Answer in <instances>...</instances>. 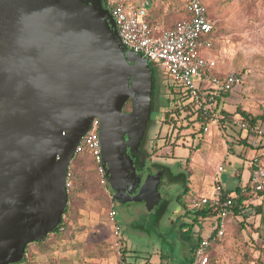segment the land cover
I'll list each match as a JSON object with an SVG mask.
<instances>
[{"label": "water", "instance_id": "obj_1", "mask_svg": "<svg viewBox=\"0 0 264 264\" xmlns=\"http://www.w3.org/2000/svg\"><path fill=\"white\" fill-rule=\"evenodd\" d=\"M154 90L150 59L122 43L104 0H0V264L61 224L68 165L94 117L108 194L163 221L172 201L160 189L187 173L145 148Z\"/></svg>", "mask_w": 264, "mask_h": 264}, {"label": "rangeland", "instance_id": "obj_2", "mask_svg": "<svg viewBox=\"0 0 264 264\" xmlns=\"http://www.w3.org/2000/svg\"><path fill=\"white\" fill-rule=\"evenodd\" d=\"M201 1L207 6L216 27L211 33L212 47L205 54L214 58L222 71L233 70L243 75V84L229 92L220 103L222 109L232 116V121H224L218 128L212 127L205 134L198 132V125L193 124L180 130L175 139L173 135L178 125L184 126L189 121L181 118L177 128L162 125L158 139L154 138L157 127L151 129V135H148L149 146L152 143V147H155L150 148L149 155L158 161H174L176 166H173L177 170L182 169L187 173L188 189L198 196L210 195L218 165L223 166L219 177L226 188L245 184L247 161L263 154V149L256 147L262 138L254 135V146L248 142V138L241 142L247 133L234 121H240L239 111L253 116L264 114V0ZM169 2L159 0L154 6L158 12L163 11L166 21L174 23L183 14L182 0ZM150 64L157 92L161 89L165 93L166 89L160 85L165 77L161 63L150 60ZM166 97L167 93L163 98ZM160 117L162 114L155 104L151 119L159 122ZM259 127L264 131V120ZM170 131L172 137L171 143H168L163 136ZM243 146H248L245 151ZM183 187L169 183V186L160 189L162 198L172 201L160 224H157L153 214L144 215L133 210L138 206V201L120 203L109 195L111 203L102 195L94 197L89 192L79 193L82 201L75 209L74 218L68 221L69 232L64 239L49 238V250L44 253L36 250L34 264H121L122 253L112 245V240L116 238L111 234V225L106 217L110 204H114L116 220L121 227L119 238L126 247V264L128 261L158 264L160 254H166L164 258L167 264H185L189 241L181 237L178 224L189 219L183 215L184 210L174 198ZM95 191L98 193L97 189ZM260 221V214H255L249 206L236 215H230L225 225L226 239L220 244L216 263L253 264L252 260L259 255L257 249L264 248V230L260 232L261 228H258L259 231L254 228ZM193 231L194 236L198 235ZM256 231L260 232L258 238L254 234ZM261 262L264 264V252Z\"/></svg>", "mask_w": 264, "mask_h": 264}, {"label": "built area", "instance_id": "obj_3", "mask_svg": "<svg viewBox=\"0 0 264 264\" xmlns=\"http://www.w3.org/2000/svg\"><path fill=\"white\" fill-rule=\"evenodd\" d=\"M105 5L115 21L122 43L133 52L140 53L150 60L159 61L165 75L176 89L185 95L184 103H188L194 113L201 112L203 122L196 123L198 127L202 126L201 132L207 133L215 126L218 128L217 119L221 116L220 99L225 93L243 84V75L235 71H221L215 59L204 53V50L210 49L213 44L211 33L214 22L209 18L203 2L185 0L187 16L169 28L148 19L147 1L133 9L126 0H106ZM234 123L239 124L245 131L248 128L241 120ZM99 129V119L92 118L88 130L76 144L74 153H87L92 157L99 184L106 187ZM254 132L264 139V131L259 126L254 128ZM245 137L252 145L255 144L254 135L249 134ZM222 171L223 166L218 165L214 172L210 195H202L192 203L194 207L211 203L218 208L217 219L211 223V229L217 228L214 240L221 239L225 234L226 220L233 205L231 197H222L219 177ZM69 175L68 168L65 180L67 192L71 186ZM249 182L256 192L264 194V166L259 163L258 158H253L250 162ZM106 215L111 232L116 238L113 247L119 252L121 243L117 239L121 234V227L116 220L115 208L111 207ZM208 245L209 239L205 236L191 256L189 264H207L205 250ZM20 264L31 263L24 257Z\"/></svg>", "mask_w": 264, "mask_h": 264}, {"label": "trees", "instance_id": "obj_4", "mask_svg": "<svg viewBox=\"0 0 264 264\" xmlns=\"http://www.w3.org/2000/svg\"><path fill=\"white\" fill-rule=\"evenodd\" d=\"M182 12L184 13L183 18H185L187 16L185 5L182 8ZM214 29H216V27L215 24L213 23V30ZM154 84H155V96H154L153 106H155L156 104L157 109L162 114V117H160L159 119L158 127H157L158 130L156 131L154 138L158 139L160 128L162 127V125L170 126L172 128H177L176 125L178 124V121L181 118L189 121L188 123H185L184 126L178 125V130L173 135L175 139L178 138L180 134V130H183V128H188L190 125L203 122V115L201 114V112L196 111L194 113L190 105L188 103H184L185 95L176 89L175 85L168 79L166 75L165 77H163V81H161L160 84L162 85L161 87H163V89L164 88L166 89L165 93L161 89L159 90V92H157V83L155 80H154ZM166 93H167V97L166 99H164L163 96ZM227 94L228 93H225L224 96H226ZM125 108L127 109L131 108L130 99L126 101ZM237 113L240 114L241 122L245 123L248 126L246 130L247 135L252 134L257 136V134L254 132V128L259 126V123L264 120V114L253 116L244 111H239ZM220 115L221 116H219L217 119L218 127L221 124H223L224 121H228V122L232 121L231 119L232 116L228 114L225 110L221 109ZM201 131H202V126L198 128V132ZM171 137H172L171 131L163 136L164 140H166L168 143H171ZM246 139L247 137H243L241 142H245ZM172 144H174V142H172ZM152 146L153 145L151 143V148L154 149L155 147ZM256 147L264 149V139H261ZM68 168L70 172L69 178L71 180V186L68 192V204L66 209L63 211L61 224L54 231L46 234L43 240L30 242L26 245L25 260L29 259L31 264L35 263L34 254L36 253V250H38L40 253L41 252L44 253L49 250L48 241H47L49 238H51V240L64 239L65 235L69 232L68 229L70 227V224L68 223V221L74 218L75 209L76 207H78V203L82 201V199H80L79 193L89 192L93 194L94 197L102 195L104 196V198H106V201L108 200L109 202L112 203V200L110 199L106 187L101 186L99 184V180L95 171V164L93 162L92 157L89 154L80 153V152L74 153L73 157L69 162ZM220 184L222 188V197L223 198L231 197L233 200V205L230 208L228 218L230 215L238 214L239 212H241V209H243L246 206H249L250 209H253L255 214H261V213L264 214V207H262L260 203L254 205L252 204V201L255 200L257 197H260L262 193L256 192L254 190V187L250 184L249 180L244 186L239 185L235 187L233 190H227L224 187H222V183ZM96 189L98 190V193H96L95 191ZM200 197L201 196H198L194 192L190 191L187 185H184L181 192H179L177 195L174 196L177 204H179L184 210L183 215L189 219L188 222L181 221L178 224V227L181 237L189 241V252L191 256L194 254L195 249L202 241V236L199 232H197L198 235L196 236L193 235L194 225L201 226L202 222L207 220L213 221L214 219H217V215H218V208L211 203L199 204L197 207H194L192 205L193 200H198L200 199ZM111 207H114V204H110L109 209ZM153 215L157 219V215L155 214ZM255 230H257V228H255ZM216 231L217 228H214L207 233V237L209 239V245L208 247H206L205 250L206 255L208 257L207 264H217L216 259L220 254V252L218 251L220 248V244L226 239L225 236L223 235L221 239L214 240L213 238L216 234ZM111 234L114 237L112 232ZM117 240L121 242L120 238H118ZM113 243H114V239L112 240V245ZM261 248L263 250H261ZM261 248L259 247L257 249V251H259V255L254 260H252L253 264H262L261 258L263 256L264 248L263 247ZM120 251L122 253L120 254V256L122 257L121 264H124V258H125L124 254L126 250L123 247V245L121 246Z\"/></svg>", "mask_w": 264, "mask_h": 264}, {"label": "crops", "instance_id": "obj_5", "mask_svg": "<svg viewBox=\"0 0 264 264\" xmlns=\"http://www.w3.org/2000/svg\"><path fill=\"white\" fill-rule=\"evenodd\" d=\"M127 1V3L129 4V6H130V8H136V7H139V6H142V4L145 2V1H147V12H148V19L150 20V21H157V22H159L160 24H163V26L164 27H166V28H169V27H172L177 21H179L181 18H183L184 17V13L182 14V16H181V18H178L176 21H174V23H169L168 22V20L166 21L165 20V18L163 17V16H165L164 15V13H163V11H159L158 12V9H157V7H155L154 6V4L156 3H158V1L159 0H139L138 2H137V0H126ZM160 2H161V0H160ZM169 3H171V0H170V2ZM184 4H185V0H182V6L184 7ZM182 7V8H183ZM157 11V13L155 14V12ZM208 16H209V18H211L210 17V14H209V12H208ZM206 51H207V49L206 50H204V53H206ZM208 57H211V56H208ZM218 68L221 70V68L218 66ZM222 71V70H221ZM229 71V70H228ZM230 71H233V70H230ZM235 72H238V71H235ZM226 96H224V97H222L221 99H220V103L223 101V98H225ZM219 103V104H220ZM221 105V104H220ZM221 107V109H222V106H220ZM205 134V133H204ZM246 147H248V146H246ZM246 147H244L243 146V151H245V149H246ZM227 154H228V152H227ZM226 154V155H227ZM259 158L258 159V161H259V163L262 165V166H264V154H262V155H256L255 156V158ZM254 158V157H253ZM250 162H251V159L249 160V161H247V168H248V172H247V180H246V182H245V184L248 182V180H249V171H250ZM239 175H240V173H239ZM244 184V185H245ZM243 185V186H244ZM237 186H239V185H236L235 187H237ZM241 186V185H240ZM222 187H224L225 189H227V190H233L234 188H232V189H228V188H226L224 185H223V183H222ZM257 203H260L262 206H264V194L263 195H261L260 197H257L255 200H253L252 201V204L254 205V204H257ZM254 212V211H253ZM260 218H261V221H260V223H259V225H256V226H254V228H257V230H258V228H261V229H259L260 230V232L262 231V230H264V214L263 213H261L260 214ZM213 221H204V222H202L201 223V226H199V225H195L196 226V228H195V226L193 227V230H195L196 232H199L200 234H201V236H202V238L203 237H205V236H207V233L211 230V228H212V223ZM195 228V229H194ZM258 230V231H259ZM260 232H255L254 234L256 235V238H258V236L260 235L259 233ZM254 234H253V237H254ZM259 240H260V238H259ZM115 241V240H114ZM122 242V241H121ZM120 242V243H121ZM121 246H122V243H121ZM124 248H125V250H126V247L125 246H123ZM127 255H126V251H125V254H124V264H126V260H127V257H126ZM159 257H160V262L158 263V264H167V261H166V259L164 258V257H166V254H160L159 255ZM190 258H191V254H190V252H189V254H188V257H187V260H186V263L185 264H189V260H190ZM127 264H135V262H131V261H128V263Z\"/></svg>", "mask_w": 264, "mask_h": 264}, {"label": "flooded vegetation", "instance_id": "obj_6", "mask_svg": "<svg viewBox=\"0 0 264 264\" xmlns=\"http://www.w3.org/2000/svg\"><path fill=\"white\" fill-rule=\"evenodd\" d=\"M154 86H155V84H154ZM154 96H155V90H154V95H153V98H152V106H153V104H154ZM126 103V102H125ZM154 107V106H153ZM153 107H152V110H153ZM131 109V108H130ZM130 109H127V108H125V104H124V106H123V112L124 113H128L129 111H130ZM152 112V111H151ZM150 118H151V115H150ZM157 130H158V128H157ZM156 130V131H157ZM149 136L151 135V130H150V132H149V134H148ZM148 135H147V137H146V150L149 152L150 151V148H151V145L149 146V137H148ZM152 149V148H151ZM150 159L151 160H153V161H156V159H154L153 157H152V155H150ZM162 162H164V161H162ZM166 163H169V162H166ZM169 164H172V165H174V166H176V164H175V162H172V163H169ZM164 200H169V199H164ZM115 201V200H114Z\"/></svg>", "mask_w": 264, "mask_h": 264}]
</instances>
